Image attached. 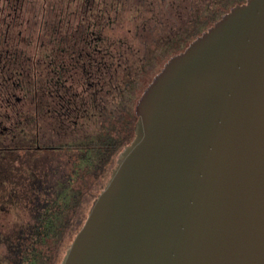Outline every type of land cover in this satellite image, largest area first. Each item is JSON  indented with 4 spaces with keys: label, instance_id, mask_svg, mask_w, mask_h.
<instances>
[{
    "label": "water",
    "instance_id": "1",
    "mask_svg": "<svg viewBox=\"0 0 264 264\" xmlns=\"http://www.w3.org/2000/svg\"><path fill=\"white\" fill-rule=\"evenodd\" d=\"M60 264H264V0L172 53Z\"/></svg>",
    "mask_w": 264,
    "mask_h": 264
},
{
    "label": "trees",
    "instance_id": "2",
    "mask_svg": "<svg viewBox=\"0 0 264 264\" xmlns=\"http://www.w3.org/2000/svg\"><path fill=\"white\" fill-rule=\"evenodd\" d=\"M123 1H93L89 11H95L96 18L85 12L82 22L79 17L71 25L79 22L85 30L51 35L56 45H50V56L44 54L46 45H35L33 55L29 52L35 62L36 98L39 94L48 101L52 125L48 132L53 141L46 142L44 114L35 113L37 159L44 166L56 153L74 154L68 168L70 183L43 205L34 224L32 264H60L120 149L134 135L136 98L160 69L159 61L184 48L231 5L244 0H177L178 9L174 0H157L145 8L144 16L132 13L128 27ZM68 14H75V8L69 7ZM136 87L139 92L130 103Z\"/></svg>",
    "mask_w": 264,
    "mask_h": 264
},
{
    "label": "flooded vegetation",
    "instance_id": "3",
    "mask_svg": "<svg viewBox=\"0 0 264 264\" xmlns=\"http://www.w3.org/2000/svg\"><path fill=\"white\" fill-rule=\"evenodd\" d=\"M93 1L0 0V264H32V232L40 210L70 183V171L66 169L67 179L51 195L56 161L53 164L45 162L42 166V159L38 160L35 153L36 112L44 114L42 127H45L47 137L44 140L53 141L48 132L52 126L48 101L39 94L36 98L34 90L32 55L35 45H46L43 53L50 56V45H56L51 41V35L85 30L86 25L79 22L85 12L96 18L95 11H89ZM156 1L124 0L126 27L132 13L139 12L144 16L145 8L153 7L152 3ZM173 6L178 9L179 2L174 0ZM69 7L75 8V14H68ZM79 17L78 25L71 26ZM59 45H62L60 54H65L63 41ZM38 127L41 128L40 122ZM73 161L70 157L68 168Z\"/></svg>",
    "mask_w": 264,
    "mask_h": 264
},
{
    "label": "rangeland",
    "instance_id": "4",
    "mask_svg": "<svg viewBox=\"0 0 264 264\" xmlns=\"http://www.w3.org/2000/svg\"><path fill=\"white\" fill-rule=\"evenodd\" d=\"M160 56H161V54H158V57H160ZM164 62H165V60H164ZM164 62L161 63L159 61V63L161 64V66L163 65ZM152 72H154V70ZM155 72L152 73L151 78L153 77V75L155 74ZM148 78H149V76L147 75L146 80H148ZM148 82H149V80H148ZM146 84H147V82H146ZM145 85H144V87H145ZM143 88H142V90H143ZM142 90L138 94V97L141 94ZM138 92H139V90H137V87H136L133 90V92H132V97L131 98H128V102L131 101L130 103H132V101H134V99H135V95H137ZM129 96H131V95H129ZM70 157H72V155L70 153H65V151H62L59 154H57L54 158H52L51 164H53V162L56 161V162H54V164L56 166V173H55V176L56 177L51 179V182H52L51 183V187L52 188H51V191H50V194L51 195L55 194L56 193V190H59L61 188L62 183L65 182V180L67 179V177L65 175V171L69 167V162L68 161L70 160ZM39 179H42V178H39Z\"/></svg>",
    "mask_w": 264,
    "mask_h": 264
}]
</instances>
